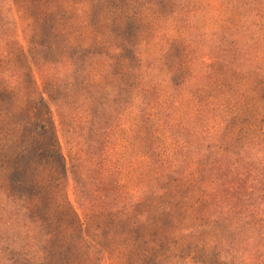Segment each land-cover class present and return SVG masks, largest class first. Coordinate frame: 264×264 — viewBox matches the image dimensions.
Masks as SVG:
<instances>
[{
    "label": "rangeland",
    "instance_id": "rangeland-1",
    "mask_svg": "<svg viewBox=\"0 0 264 264\" xmlns=\"http://www.w3.org/2000/svg\"><path fill=\"white\" fill-rule=\"evenodd\" d=\"M3 1L0 0V11L6 12L7 2L3 9ZM187 1L180 4L172 0H10L16 26L0 34V92L5 95L0 102L6 100L0 108L1 129L10 130L12 111L18 119L22 114V120L30 122L41 94H48L42 93L45 84L68 77L72 54L82 50L94 53L86 70L94 83L108 86L101 93L113 86L117 78L119 82L127 78L137 85L131 95L133 102L126 108L112 106V99H108L107 112L112 122L104 128L112 129V141L102 156L108 161L104 172L111 170L121 182H133L141 173L154 174L155 169L150 170L139 156L149 146L159 148L168 160L178 151L190 148L210 150L207 158L205 153L194 158L189 175L181 180L183 186H178L175 192L142 194L124 214L101 220L92 218L96 221L89 222V232L99 238L107 253L100 260L89 255L82 246V238L80 242L76 234L77 221L70 207L73 201L70 170L66 177L61 168L52 172L45 169L53 162V153H62L68 161L70 144L60 135L52 107L42 105L33 119L36 125H43V130L33 132L35 125H30L25 136L16 135L22 136L28 145L36 143L42 148L46 162L41 163L44 171L39 179V192L56 198L52 202L62 212L58 230L65 232L70 228V252L63 254L64 247L58 245L52 264H166L170 254L176 252L169 264H204L208 247L196 245L195 240L225 241L232 230L230 217L242 230H248L252 221L247 215L261 207L264 78L222 63L190 62L189 42L180 32L189 29L198 39L209 40L219 23L220 4L216 0L206 4L204 0L196 16L184 20L180 12L193 8V2ZM172 11L176 15H171ZM207 40L204 42L209 45ZM41 41L45 46L40 55L31 58L30 46ZM178 69L179 79L174 82L172 77ZM60 92L63 93L62 88ZM140 104L145 105V113L151 116L152 135L148 139L144 138L145 124L135 113ZM77 105L72 104L65 115L70 116ZM161 107H166L168 116L163 127L165 116L156 113ZM211 126L219 127L211 132L213 129H207ZM19 128L17 122L15 133L20 132ZM67 135L70 137V131ZM241 149H245L244 153L237 155ZM217 150H223L224 154L219 156ZM78 163L83 175L90 177L92 173L87 168L90 166L92 170L94 162L88 159ZM2 177L6 175L0 171V180ZM206 190L213 191L229 213H217L219 218L215 220L198 219L201 216L197 214L198 208L204 201L207 204ZM64 209L67 210L63 212ZM195 225L197 237H189L186 242L178 240L177 248L167 250L172 234L182 235Z\"/></svg>",
    "mask_w": 264,
    "mask_h": 264
},
{
    "label": "trees",
    "instance_id": "trees-1",
    "mask_svg": "<svg viewBox=\"0 0 264 264\" xmlns=\"http://www.w3.org/2000/svg\"><path fill=\"white\" fill-rule=\"evenodd\" d=\"M172 1L180 4L186 3V0ZM205 1L208 4L207 2L210 3L211 0ZM205 1H187L193 2V8L182 10L180 12L181 19L189 20L196 16L199 4ZM216 1L220 4L219 23L215 34L209 40L198 39L189 33V29L185 30L186 32H180L184 33L181 36L189 42L190 62L222 63L240 71L260 74L264 78V0ZM3 2L1 7L4 9L7 2V11H0V34L5 33L8 28L12 30V27L16 26V22L12 21L10 0ZM173 14L175 11H172L171 15ZM206 40L209 45L204 42ZM44 46L43 41L40 44H33L28 50V55L36 59ZM93 57L94 53L82 50L72 54L68 77L60 82L56 80L50 85L49 82L45 84L42 93L47 92L48 94L46 93L47 96L41 94L40 101L35 106V117L42 105L52 107V113L58 120L60 135L65 139V143L70 144L68 161L62 153L57 151V154H52L53 162H49L45 169L52 172L61 168L66 177L70 170L73 179V201L70 207L73 208L74 220L77 221L76 234H79L80 242L82 238V246L87 249L89 255L101 260L107 253L103 243L98 240L99 238L91 236L92 234L89 232L91 228L89 222L96 221L92 218L97 217L101 220L105 217L111 218L124 214L129 207L138 202V197L142 194L160 192L171 194L175 192L178 186H183L181 180L189 175L194 165V158L202 153H205L207 158L210 150L207 148L200 151L190 148L185 152L178 151L176 156L168 160L162 156L159 148L149 146L139 153V156L145 160L144 163L150 170L155 169L154 174L141 173L133 182H121L116 179V175L114 176L111 170L104 172L103 168L108 161H104L102 156L112 141V129L104 128L112 122L111 116L107 112L109 109L108 99H112V106L126 108L133 102L131 95L135 92L137 85L131 84L127 78L121 82L117 78L114 80L113 86L107 88L105 93H101V90L108 86L94 83V80L89 76L90 73L86 70L87 61ZM179 70L172 77L174 82L179 79ZM61 88L63 93L60 92ZM143 89L147 90L145 87ZM99 94L106 95L97 97ZM11 96L14 97V95ZM0 97V100L3 97L5 99V95L2 96L1 92ZM7 98L11 99L9 95ZM5 101L0 102V108ZM74 103H79L76 110L70 116H68L69 114L65 115V110H70ZM134 104L137 103L134 102ZM146 109L145 105L140 104L139 107H135V113L145 124L144 138L148 139L152 135L149 123L151 116L145 113ZM156 113L165 116L162 122L163 127L167 124L166 119L168 118L166 107L159 108ZM9 117L10 126L8 129L10 130L4 131L0 128V144L3 145L0 146V167L2 168L0 171L6 175L0 180V264H52L54 248H57L58 245L64 247L63 254L70 252V228L65 232H62L63 229L58 230L57 225L61 223L62 212L52 202L56 198H49V195L39 192V179L44 171V166L41 164L44 160L42 148L39 149L36 143L28 145L22 137L25 136L30 125H35L33 132L42 131L43 125H36L33 119L35 117L28 122L22 120L21 114V119H18L13 111ZM5 120L6 118H3V122ZM17 122L20 125V132L15 133ZM218 127L211 126L207 129H213L211 132H214ZM69 131L70 137L67 135ZM194 131L196 128L192 130V132ZM198 133L202 135L205 132ZM185 135L182 134V136ZM34 138L35 136H31L32 141L35 140ZM244 151L245 149H241L237 155ZM216 154L222 156L224 153L223 150H217ZM88 159L94 162L92 170H90V166L87 168V171L92 173L90 177L83 175L78 163V161L85 162ZM44 161L46 162V160ZM69 161L70 167H68ZM215 163L217 165V162ZM249 165V168L253 167V163L250 162ZM262 169L264 170V166ZM232 183L230 182V185ZM234 188L231 187V189ZM235 190L237 191V189ZM35 192L36 196H34ZM212 192L206 190L207 204L204 201L201 204V209L198 208L197 214L201 215L198 219L215 220L219 218L216 217L217 213H229ZM69 203L68 201L66 203L68 207ZM260 204L261 207L251 210L247 215L252 221L248 230L245 228L242 230V227L236 225L235 219L230 217L232 230L225 241L218 239L209 241L206 238L203 242H200L199 239L195 240L196 245L203 244L208 247V250L205 251L207 255L204 258V264H264V200ZM66 210L64 209L63 212ZM74 220L72 219V221ZM169 223L171 222L169 221ZM197 229L198 225H195L187 228L182 235H178L179 232L172 234L167 250L170 247L177 248L178 240L186 242L189 237H197ZM174 254L177 252L170 255ZM172 256L170 259L168 258L166 264H169Z\"/></svg>",
    "mask_w": 264,
    "mask_h": 264
}]
</instances>
